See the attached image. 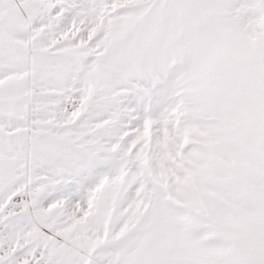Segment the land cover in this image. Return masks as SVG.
Here are the masks:
<instances>
[{
	"label": "snow or ice",
	"instance_id": "obj_1",
	"mask_svg": "<svg viewBox=\"0 0 264 264\" xmlns=\"http://www.w3.org/2000/svg\"><path fill=\"white\" fill-rule=\"evenodd\" d=\"M0 264H264V0H0Z\"/></svg>",
	"mask_w": 264,
	"mask_h": 264
}]
</instances>
